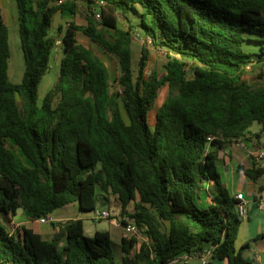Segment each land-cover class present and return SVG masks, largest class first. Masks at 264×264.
Listing matches in <instances>:
<instances>
[{
	"label": "trees",
	"instance_id": "obj_1",
	"mask_svg": "<svg viewBox=\"0 0 264 264\" xmlns=\"http://www.w3.org/2000/svg\"><path fill=\"white\" fill-rule=\"evenodd\" d=\"M15 1L25 59L20 83L9 77L0 2V264H117L110 229L89 236L81 217L52 221L48 237L29 225L14 233L1 218L19 207L33 220L69 204L92 210L108 194L121 206L116 217L129 212L146 234L142 241L122 236V264H169L208 246L227 264H257L244 256L248 244L237 248L239 199L221 186L217 161L254 123L264 129V87L243 77L248 65L264 68V0H85L86 24L59 27L60 74L42 105L39 86L57 40L49 35L53 16L75 14L77 6ZM133 28L166 52L162 76L146 74L145 45L135 74ZM79 31L118 56L121 90H112L107 65L79 41ZM166 84L169 97L152 125L150 112ZM249 157L250 166L238 167L258 182L264 164ZM206 182L219 192L202 202Z\"/></svg>",
	"mask_w": 264,
	"mask_h": 264
},
{
	"label": "rangeland",
	"instance_id": "obj_2",
	"mask_svg": "<svg viewBox=\"0 0 264 264\" xmlns=\"http://www.w3.org/2000/svg\"><path fill=\"white\" fill-rule=\"evenodd\" d=\"M76 3L77 6V13H72L69 10L66 11H59L57 14L53 16V25L50 29L49 35L57 38L59 35V27L60 26H67L72 21L78 24H86V16L88 13V6L85 0H70ZM3 10V15L5 21L9 27V43H10V50L11 56L9 59V77L13 83H20L23 79L25 73V59H24V52L21 46V37H20V26H19V13L17 8V3L15 0H0ZM97 13L100 12V8H97ZM101 19V17H98ZM120 24L122 26H126L127 22L122 17L120 19ZM78 39L81 43L90 46L94 49L97 55L105 62L107 65L110 75H111V84L112 90L118 91L121 90L120 87V78L122 75L121 66L119 62L118 56L107 52L101 46H98L96 43L92 42L88 36H86L83 32H78ZM147 46L150 50V58L148 61V65L146 67V74L149 75L153 71H157L159 75H163L166 73V63L168 60L167 54L164 50L157 49L153 44L152 41L147 35L144 34L143 31L140 32L137 28H133V41H132V50H133V63H134V70L135 74H137V63L139 61L141 50L143 46ZM58 52V55L56 54ZM63 54L62 45L55 46L53 49V54L51 57L50 68L48 72L44 75L41 80L39 86V99L38 104L42 105L44 97L53 87L55 82L57 81L59 74H60V55ZM189 77H192V71L188 70ZM243 77L251 83L255 87H264V68L263 70L256 66H250L244 72ZM169 87L166 84L162 90L159 98L155 102L151 112H150V122L154 125L155 122V115L156 111L159 106L169 97ZM19 101L22 105V98L21 96L18 97ZM250 129V132L247 133L245 136V141L248 142V137L251 142L259 141L263 142L264 145V129L259 123H254ZM230 153L221 150V159L217 161L218 170L220 172V183L221 186L226 188L228 192L232 195L234 185H239L240 183H245V189H249V179H244V175L239 171H227L224 164H227L232 157H237L240 159L238 154H242L243 156H247L248 153L243 147H234V141H229L226 145V148ZM23 158L27 161L26 157L22 154ZM223 156V158H222ZM231 157V158H230ZM99 168V167H98ZM248 178V177H247ZM247 180V181H245ZM209 185L210 188L212 186L213 193L219 192L218 185L210 184L208 182L205 183V186L201 189V196H206L207 189L206 186ZM208 187V186H207ZM206 191V192H205ZM100 192V189H99ZM101 193V192H100ZM100 198H102V195ZM108 200L100 201V204L107 205V207L111 210L113 218L116 217L120 213L121 206L118 203V200L114 194H108ZM200 202V201H198ZM201 205V202L199 203ZM104 207V206H103ZM129 210L134 209V204L131 203L128 206ZM53 218L55 221H66L68 219L81 217L84 219L85 222V233L89 236L94 235L96 230H105L110 229L112 234V244L116 252L117 256V264H122V257H123V250L121 246V238L126 233L124 227L118 225L113 218L110 219H99L95 217L94 209L92 210H82L77 209L76 204H69L58 208L53 214ZM1 218L6 222L8 227L14 232L17 233L18 229L21 228V225H29L34 227L36 230L40 231L44 236L48 237L53 231L52 223L45 222L40 223L36 220H33L30 217V214L25 211V209H17L16 215H11L8 217V220L5 216L1 215ZM244 218L243 220H245ZM163 227L167 228L168 223L162 222ZM141 229V228H140ZM136 237L139 238L140 241L146 239L145 232L141 229L139 232L135 233ZM220 262V261H217Z\"/></svg>",
	"mask_w": 264,
	"mask_h": 264
},
{
	"label": "crops",
	"instance_id": "obj_3",
	"mask_svg": "<svg viewBox=\"0 0 264 264\" xmlns=\"http://www.w3.org/2000/svg\"><path fill=\"white\" fill-rule=\"evenodd\" d=\"M58 12H56L55 14H57ZM56 54L58 55V52ZM62 56L63 54L60 55V61H61ZM251 128L252 127H250V129ZM249 142L256 147L263 145V142L262 141L260 142L259 139H257V142L255 143L251 142V140ZM223 151H224V154L225 152L230 153L228 149H224ZM238 155L239 157L241 156L242 157L240 159H238L237 157H232V158L230 157L231 160H229L227 164H224L223 167H225V169L229 172L235 171V169L239 170L244 175V179L245 178L249 179L247 178L244 171L240 170L238 166L240 163L250 166L251 165L250 157L248 155L247 156L246 155L243 156L242 154H238ZM220 157H221V151H220ZM259 163L264 164V159L259 160ZM249 183H250L249 189L247 190L245 189V185H246V182H245V183H240L239 185H234L233 191H232V195L234 196H236V194L238 193L243 192L246 198L249 200L248 216L241 223L239 235L237 239V248H240L244 244H248V247L244 249V256L253 260L257 264L258 263L264 264V207H261V202L264 201V177L259 179L258 182H253L252 180L249 179ZM210 184H213V183L210 182ZM207 186H206V189L208 193L206 194L205 197L201 196L202 202L207 201L208 198H210L213 195L212 186L211 188L209 185ZM256 204H257V207L253 209ZM103 206H104L103 208H107V205H103ZM77 209H78V206H77ZM194 261L196 262V264L199 263L197 260H194ZM217 261H220V262H217ZM212 264H227V261L214 258L212 260Z\"/></svg>",
	"mask_w": 264,
	"mask_h": 264
},
{
	"label": "built area",
	"instance_id": "obj_4",
	"mask_svg": "<svg viewBox=\"0 0 264 264\" xmlns=\"http://www.w3.org/2000/svg\"><path fill=\"white\" fill-rule=\"evenodd\" d=\"M102 3L104 1H101ZM98 17H101L100 13L97 14ZM62 44V38H57L55 42V46H60ZM250 65L247 66L249 68ZM210 140L213 139V137H209ZM245 137H241L234 140V145L237 147H243L249 156L255 157L257 160L264 159V145H261L259 147H256L252 145L248 139V142H246L244 139ZM236 197L239 199V203L237 205V211L242 219L247 218L248 216V204L249 200L246 198L245 194L243 192L236 194ZM261 207H264V201L261 202ZM128 211H130L128 209ZM95 217L99 219H110L113 218L111 210L107 208H103L100 204H98L94 208ZM115 222L118 225H122L125 229V232L128 236H131L137 232H139L141 229L139 228L137 224V220L135 217L131 216L129 212L125 213L121 219L114 217L113 218ZM36 221L40 223L45 222H52L55 221V218H53L52 214L47 216H42L36 219ZM214 259V247L208 246L205 247L202 251L197 253H182L178 256H176L169 264H190L192 261L197 260L199 264H212V260Z\"/></svg>",
	"mask_w": 264,
	"mask_h": 264
},
{
	"label": "water",
	"instance_id": "obj_5",
	"mask_svg": "<svg viewBox=\"0 0 264 264\" xmlns=\"http://www.w3.org/2000/svg\"><path fill=\"white\" fill-rule=\"evenodd\" d=\"M255 207H257V204L254 206L253 209H255ZM18 209H23V208L22 207H19ZM78 209H80V208L78 207Z\"/></svg>",
	"mask_w": 264,
	"mask_h": 264
}]
</instances>
